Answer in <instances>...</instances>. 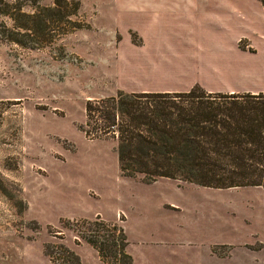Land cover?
<instances>
[{"label":"rangeland","instance_id":"1","mask_svg":"<svg viewBox=\"0 0 264 264\" xmlns=\"http://www.w3.org/2000/svg\"><path fill=\"white\" fill-rule=\"evenodd\" d=\"M59 1L0 0V264H61L45 252L59 254L60 244L81 264H105L78 235L80 219L96 215L125 228L132 264H194L185 254L210 243L218 264H264V185L145 182L121 173L114 138L82 129L87 99L118 90L255 88V56L205 63L209 48L191 45L182 62L143 64L130 59L140 51L125 42L139 43L125 32L127 11L112 0ZM26 15H53L52 30L33 22L27 33ZM178 235L198 240L179 245Z\"/></svg>","mask_w":264,"mask_h":264},{"label":"trees","instance_id":"2","mask_svg":"<svg viewBox=\"0 0 264 264\" xmlns=\"http://www.w3.org/2000/svg\"><path fill=\"white\" fill-rule=\"evenodd\" d=\"M38 16L26 15L24 31L35 30L33 22L52 30L53 15L39 16L37 22ZM68 16L60 18L68 21ZM85 112L86 136L116 140L123 175H141L145 182L177 178L218 188L264 185V91H210L198 85L187 90H118L87 99ZM80 220L85 229L78 235L105 264L132 263L121 224L99 215ZM60 246L59 254L48 245L45 252L61 257V264H81L77 253Z\"/></svg>","mask_w":264,"mask_h":264},{"label":"crops","instance_id":"3","mask_svg":"<svg viewBox=\"0 0 264 264\" xmlns=\"http://www.w3.org/2000/svg\"><path fill=\"white\" fill-rule=\"evenodd\" d=\"M112 2L117 12L127 11L133 17V21L125 25V32L136 33L139 43H135L131 35L125 42L137 47L140 53L130 59L140 58V62L147 65L166 64L169 61L182 62L187 55L184 53H188L183 49L201 46L210 50L202 52L206 56L205 59L209 60L205 61L207 63L215 56L225 59L230 56L229 54H238V50H246L255 56V64L259 69L257 73L259 79L255 82V88L241 90L229 88L223 92L264 91V6L261 0H112ZM118 40L116 39V44L120 42ZM241 42H245V45ZM215 48L224 49L217 51ZM226 49L233 51L228 53ZM189 88L190 86L161 90ZM206 89L214 91L211 88ZM195 240L198 239L186 240L178 235L175 243L190 246ZM198 248L185 254H192L194 264H218L224 260L212 254L211 243L208 248L202 246ZM128 252L131 254V250ZM249 255L255 257V248L251 249ZM131 256L133 263V255Z\"/></svg>","mask_w":264,"mask_h":264},{"label":"built area","instance_id":"4","mask_svg":"<svg viewBox=\"0 0 264 264\" xmlns=\"http://www.w3.org/2000/svg\"><path fill=\"white\" fill-rule=\"evenodd\" d=\"M263 6H264V3H263Z\"/></svg>","mask_w":264,"mask_h":264}]
</instances>
